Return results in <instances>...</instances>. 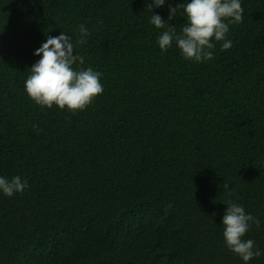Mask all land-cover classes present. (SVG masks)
<instances>
[{
    "label": "trees",
    "instance_id": "trees-1",
    "mask_svg": "<svg viewBox=\"0 0 264 264\" xmlns=\"http://www.w3.org/2000/svg\"><path fill=\"white\" fill-rule=\"evenodd\" d=\"M185 2L0 0V177L29 185L0 192V264H245L224 243L227 200L259 218L244 239L264 253V0H241L233 47L213 39L205 62L158 45ZM80 24L74 67L104 91L76 114L42 108L24 88L34 53Z\"/></svg>",
    "mask_w": 264,
    "mask_h": 264
},
{
    "label": "clouds",
    "instance_id": "clouds-1",
    "mask_svg": "<svg viewBox=\"0 0 264 264\" xmlns=\"http://www.w3.org/2000/svg\"><path fill=\"white\" fill-rule=\"evenodd\" d=\"M164 4L165 0H152V4L147 7L152 10L153 5L159 8ZM181 11L186 17V23L180 33H177L175 26L170 25L157 38L162 51L170 48L175 40L185 60L205 62L214 58L213 39L216 42L223 41L221 51L233 47L227 34L230 25L242 22L244 9L241 0H191L177 7L169 6L168 20H173ZM150 23L157 29L165 28L166 24L161 16L154 13ZM78 27L79 35L75 44L70 35L62 32L56 37L48 36L47 41L34 53L41 58L31 67L24 88L29 98L42 108L51 109L55 105L76 114L85 110L104 91L102 73L91 67H80L78 70L74 67L77 62L81 66L84 64V58L74 54V50L77 45L85 44L89 35L84 24ZM28 187V182L22 181L19 176L11 179L0 177V192L7 197L16 193L23 194ZM223 187L229 196L233 194L234 190L230 189L227 181ZM223 203L227 205L222 219L225 246L248 264L254 257L264 254L253 239H244L253 225L259 230L260 220L247 214L243 206L232 200Z\"/></svg>",
    "mask_w": 264,
    "mask_h": 264
}]
</instances>
